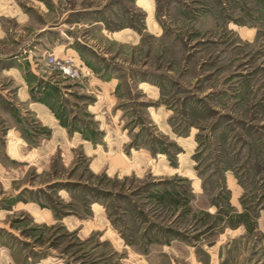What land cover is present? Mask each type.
I'll return each instance as SVG.
<instances>
[{
  "label": "rangeland",
  "instance_id": "rangeland-1",
  "mask_svg": "<svg viewBox=\"0 0 264 264\" xmlns=\"http://www.w3.org/2000/svg\"><path fill=\"white\" fill-rule=\"evenodd\" d=\"M140 1L0 0V264H264V0Z\"/></svg>",
  "mask_w": 264,
  "mask_h": 264
},
{
  "label": "crops",
  "instance_id": "crops-1",
  "mask_svg": "<svg viewBox=\"0 0 264 264\" xmlns=\"http://www.w3.org/2000/svg\"><path fill=\"white\" fill-rule=\"evenodd\" d=\"M138 2H141V1L138 0ZM121 33H122V31L118 32V34L121 35L120 37L124 38V41H127L128 37L130 38V36H128L129 34H126V33L121 34ZM68 51L69 52H67V55H72L74 60L75 61L78 60V62L80 64H83V62H85L86 55H88L87 53H85L81 50H78V49H70ZM83 66H85V65L83 64ZM83 68L88 70L87 75H89V71L92 70L91 67H89V65H88L87 67L85 66ZM92 72H94V71H92ZM97 77H99V78H95L93 76V78L91 79L88 77V80L86 81V82H88V84H90V87H89L90 89H88L90 92L94 93L93 91L96 87L95 85H97V86H99V88L101 90H103L102 92L104 93L105 85H108V84L111 85V87L113 88V91H115L117 84L116 83L114 84L113 80H110L108 82L104 81L103 77L99 74H97ZM54 82H56V81H54ZM54 85H56V84H54ZM99 92L101 93V91H99ZM29 98H30V100L32 99L31 96ZM30 106H32L33 111L38 115V117L42 119L44 126H49L50 128H52L53 136L55 135V133L59 132V130H64L63 124L60 121V119L56 115L52 114L49 111L48 107L46 105H44V103H40V101H33V103L32 102L30 103ZM42 113H47V117H46V114H42ZM44 116L46 117V119H44L45 118ZM82 141L88 142V139L87 140L85 139ZM245 217H247V218H245ZM238 219H239V222H237V223L235 222V225L232 226L233 228H230V231L236 232L242 227H245V229L247 228V230L255 231V229H256L255 226H253V225L249 226V223H248V221L250 219L249 215L243 214V212H238ZM245 221H247V222H245Z\"/></svg>",
  "mask_w": 264,
  "mask_h": 264
},
{
  "label": "built area",
  "instance_id": "built-area-1",
  "mask_svg": "<svg viewBox=\"0 0 264 264\" xmlns=\"http://www.w3.org/2000/svg\"><path fill=\"white\" fill-rule=\"evenodd\" d=\"M48 64L52 66L58 74L66 79L77 80L80 78V72L72 58L58 59L53 55L48 56Z\"/></svg>",
  "mask_w": 264,
  "mask_h": 264
}]
</instances>
